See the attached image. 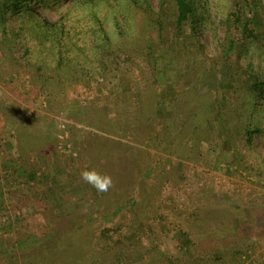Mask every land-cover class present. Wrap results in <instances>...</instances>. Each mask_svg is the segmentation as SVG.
<instances>
[{
	"label": "rangeland",
	"instance_id": "1",
	"mask_svg": "<svg viewBox=\"0 0 264 264\" xmlns=\"http://www.w3.org/2000/svg\"><path fill=\"white\" fill-rule=\"evenodd\" d=\"M194 1L182 26L175 0L100 4L104 53L90 4L32 0L30 14H7L0 264H43L45 251L54 264L70 251L90 264L105 231L116 246L131 235L143 248L122 263L107 252L100 264L158 253L182 264L190 247L162 221L186 215L203 222L189 229L198 257L220 249L217 264H264V93L253 94L264 83V0ZM37 16L64 24L67 49L36 33ZM93 169L112 178L107 192L80 178ZM152 201L163 205L154 216ZM134 215L150 226L128 229Z\"/></svg>",
	"mask_w": 264,
	"mask_h": 264
},
{
	"label": "trees",
	"instance_id": "2",
	"mask_svg": "<svg viewBox=\"0 0 264 264\" xmlns=\"http://www.w3.org/2000/svg\"><path fill=\"white\" fill-rule=\"evenodd\" d=\"M31 1L32 0H0V33H2V35L4 36L2 40L8 38V34L6 31V21H5L7 14L8 13L30 14L31 13V5H30ZM77 1L85 5L90 4L89 16L91 17L92 33H93L94 40L96 43L95 46L98 51H101L104 53L105 46H104L103 41L105 39L109 40V37H107L108 34L106 31H102L100 29L99 25L100 23L102 25V22H100L102 20L99 16V13H98L99 10H97V8L99 7L100 4L106 5L107 0H77ZM130 1L132 3L136 2V0H130ZM196 4L197 3L194 0H175V5L177 8L176 23L178 26H182L187 21H189V19L195 16V13L198 8V7L196 8ZM33 28L35 29L36 33L39 36H41L43 39L45 38L47 39L49 37L51 42L53 39V41L57 43L56 45H58L59 50L67 49V45H65L64 43L65 35H66V31H64L65 30L64 24L62 25L57 24V23L51 24L48 21H46V19L40 16H37V18L35 19V24ZM245 30L248 31V25H245ZM38 39L41 40V38L39 37ZM60 54L61 53L59 52V55ZM259 93L260 94L264 93V83H262V85L259 87H257L256 85L253 87V94H259ZM260 131L261 130L258 129V127H256V129H254L253 131H249L247 133L249 136L248 139L252 138L253 136L252 134L260 132ZM150 207L153 210V216L156 213L155 211L159 212V210L163 209V205L161 206V203H158V201H152L150 203ZM150 217L151 216L147 214V218H150ZM186 217L187 215L185 217L178 216V219L174 220L175 223L171 221H167L164 224V221H166L165 218L162 221L163 226L165 227L163 229L164 231L165 229L169 231L171 229L173 231L172 234L174 238H176V240L178 239L182 244H185L190 247V252L184 257V261L182 262V264H205L207 263L208 260L211 261L212 258H213L212 260L213 264H217L216 261L222 260L223 258V257H220L222 253L220 249H215L216 253H214L211 256L212 258L211 257H198V255L194 252V250H197V251L200 250L199 245L201 244V241L199 242V239H197L195 235L192 232H190L189 229L195 226L202 225L203 222L201 221V218L198 217L197 215H190L189 217L187 218ZM132 226L136 227L138 230L139 229L145 230L146 228H148V226H150V223L146 222L143 219H140L139 216L134 215L132 220L128 223L127 228L129 229ZM121 229H122V226L119 225L117 227V231ZM233 231L235 233L239 232L235 230ZM128 236H131V235L125 236L127 241H125L122 236L121 245L116 246L115 240L112 241L113 239H111V237L108 235V232L105 231L102 234V240H104L105 245L104 247L99 248L98 251L96 250L97 253H99V255L97 256L96 260L93 259L94 261H92L90 264H100L105 258V255L107 254V252H113L114 256L112 258L116 262L119 261L120 263H122V262H126L127 260H133V259L135 260L137 255L136 253H133V251L134 249L143 248L140 242L141 239H138V241L136 242L134 241L128 242V240L133 239V236H131L132 238H128ZM219 238H221L220 243H216L215 245L224 246L223 242L226 239L222 240V237H218L216 239H219ZM259 238H262L264 240V234H261ZM206 243L214 244L211 241H203L202 245H206ZM83 252H84V256H86L87 250ZM65 254L66 256L63 257V259L61 260L64 264L76 263L75 262L76 258H74L76 254H72V251H70L69 253L65 252ZM71 254L74 256L71 257ZM216 258H219V259H216ZM42 259H43V264L56 263L54 255H52L51 253H47V251L43 253ZM147 263L148 262H146V264ZM148 264H175V262L171 257L165 258V256L163 257L162 254L158 253L152 256V261Z\"/></svg>",
	"mask_w": 264,
	"mask_h": 264
},
{
	"label": "clouds",
	"instance_id": "3",
	"mask_svg": "<svg viewBox=\"0 0 264 264\" xmlns=\"http://www.w3.org/2000/svg\"><path fill=\"white\" fill-rule=\"evenodd\" d=\"M80 178L99 193H105L113 186L112 178L109 175L101 174L94 169L82 170Z\"/></svg>",
	"mask_w": 264,
	"mask_h": 264
}]
</instances>
